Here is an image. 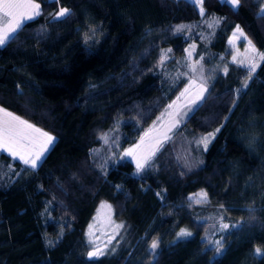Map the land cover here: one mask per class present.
Returning <instances> with one entry per match:
<instances>
[{"label":"trees","instance_id":"16d2710c","mask_svg":"<svg viewBox=\"0 0 264 264\" xmlns=\"http://www.w3.org/2000/svg\"><path fill=\"white\" fill-rule=\"evenodd\" d=\"M37 2L41 15L0 47V106L56 139L36 168L0 150V264H264V60L249 78L229 44L239 26L264 52V0H204V15L191 0ZM192 42L208 90L137 173L124 151L185 84ZM201 191L205 204L189 200ZM102 204L122 227L90 258ZM206 211L230 225L220 254Z\"/></svg>","mask_w":264,"mask_h":264},{"label":"snow or ice","instance_id":"6c2138e0","mask_svg":"<svg viewBox=\"0 0 264 264\" xmlns=\"http://www.w3.org/2000/svg\"><path fill=\"white\" fill-rule=\"evenodd\" d=\"M53 3H58V0H52ZM241 0H223V3L231 6L233 9L239 7ZM192 3L200 6V14L204 15V0H192ZM41 4L37 0H0V47L5 46L7 43L14 41L16 34L23 27V23L27 20H32L37 16L41 15ZM69 15V10L67 8H60L58 12L54 14L56 20L65 18ZM220 21L218 19L213 20L209 27L218 25ZM184 26H179L176 30L182 31ZM241 37L247 39L244 36L243 31L237 26V29L232 34V38L229 40V44L235 45L236 41ZM249 46H251V41H248ZM195 48V45L192 46ZM171 51V50H169ZM188 51V57L192 56V51ZM248 51V49H246ZM254 51V49H253ZM260 60H264V54H258ZM203 58H201L202 60ZM233 62H237V57L233 56ZM163 63V59L161 61ZM239 64L247 68L249 78L251 74L255 72L257 64L254 62V58H249L246 63L244 60H240ZM199 65V67H198ZM191 76L189 78L188 87L181 92L180 96L177 97V100H180L184 97L192 88L197 89L195 97L191 100V103H195L196 100L202 99L204 93L207 89V82L203 77V66L200 64V61H197L196 64L189 65ZM228 69L225 67L224 72L227 73ZM199 72L200 78L199 82L196 80V74ZM245 87L247 84L245 83ZM175 107V102L168 105V109H173ZM191 109H189L190 111ZM167 111V110H166ZM171 117V123L168 127L157 132L153 135V129H150L148 132H145L144 136L140 138V142L134 145L132 148L126 149L124 151V156L132 157L136 162V171L137 173L145 172L148 168L151 167L152 161L156 157L157 153L163 148L165 142L171 140L170 132L178 126L183 115L179 111L173 113H167ZM162 117L158 118L161 120ZM217 132L219 129L216 130ZM215 133H209L206 136L201 137L198 143L203 144L204 148L207 149L208 144L211 142V139L214 138ZM147 138V139H146ZM54 137L49 133L44 132L43 130L36 128L34 125L29 122L22 120L20 117L14 115L13 113L7 111L6 109L0 107V150L8 151L14 158L18 157L23 161L25 165H30L32 168L37 167V162L42 158L45 152L48 151V146L52 145L54 142ZM101 139L105 143H108V136L104 134ZM198 199L196 203H204L208 199V194L206 192H200L196 194ZM193 197H189V200H192ZM106 205H102L104 207ZM110 208V205H107ZM223 220V218H221ZM122 227V225H117V228ZM230 225L227 223L220 224V230L225 231L229 229ZM233 227H242L233 226ZM92 225L89 226L91 233ZM181 237H190L192 233L187 229H181L178 233ZM215 251L220 254L223 247L222 240L218 239L214 242ZM159 241L153 240L151 242V249L153 252L158 248ZM257 255H261V249L257 247L255 249ZM104 255V252L98 248H95L93 251L88 253L90 258L98 257Z\"/></svg>","mask_w":264,"mask_h":264},{"label":"rangeland","instance_id":"374dc122","mask_svg":"<svg viewBox=\"0 0 264 264\" xmlns=\"http://www.w3.org/2000/svg\"><path fill=\"white\" fill-rule=\"evenodd\" d=\"M196 8L198 9V12L200 14V6L196 5ZM236 29H237V27H235V29H233V31L230 33L229 40L232 38V34H233V32L236 31ZM98 35H99V33H98L97 29H90L85 34L83 40H84V42L87 45H92V44H94V42H96L98 40ZM244 36L247 39H244V37H241L239 40L236 41L235 45H231L230 44L232 46V48H233L232 58H233V56L237 57V62H235L237 64H239L240 60H244L247 63L249 58H254V62L257 64V67H258L259 63L261 62L258 54H264V52L261 51V50L256 49L252 43H251V46H249L248 41H250V40L245 35V33H244ZM193 45H195V43L192 42L186 48V51H185V54H186L185 59L186 60L183 63L185 68L183 70H181V74L184 77H186V82L183 85V87L178 91V93L176 94L175 98H173L172 101L168 103V105H169V104H173V102H175V107L173 109H168V105H167L165 111L159 116V118L162 117V119L161 120H157L148 129H146L143 132V134L141 135V137L144 136L145 132H148L150 129H153V133H152L153 135L157 134V132H159V131L165 130L168 127V125L171 123V119H172L167 114L168 112L175 113V112L179 111L181 114L187 113L186 115L182 116V118L186 117L193 110V108L198 104V102L200 101V99H199V100H196V102L194 104L191 103V100L195 97L196 92H197V89H195V88L190 89V91L184 97H182L180 100H177V97L180 96L181 92H183L184 89L186 87H188L189 78L192 75L191 72H190V69H189V65L197 63V61L193 59V55H194V51H195V48H192ZM246 49H248V51H246ZM253 49H254V51H253ZM187 50H191L192 51V56L190 58L188 57V51ZM232 61H233V59H232ZM242 67H244V66H242ZM244 68L247 70L246 67H244ZM195 78H196L197 82H199V78H200L199 72L196 74ZM0 107H2V106H0ZM189 109H191V110L189 111ZM7 111H9V110H7ZM9 112H11V111H9ZM11 113H13V112H11ZM13 114L18 116V117H20L22 120H25V121L29 122L30 124L34 125L36 128H39V129L43 130L44 132L49 133L51 136H53L56 139V136L53 133L42 129L38 125H36V124H34V123L22 118L21 116L15 114V113H13ZM140 138L138 139V141L136 143H134L132 146L128 147L127 149L132 148L134 145L138 144L140 142ZM55 139H54V141H55ZM51 146L52 145L48 146V150H49V148ZM2 151H5V150H2ZM5 152H7L10 156H12L8 151H5ZM46 153L47 152H45V154ZM45 154L37 162V165L41 162V160L43 159ZM124 157L127 160H129L136 168V162H135V160L132 159V157H126V156H124ZM15 159L20 160L18 157H15ZM20 161L23 163L22 160H20ZM26 166L32 168L30 165H26ZM198 198L199 197H197L195 195L194 198H193L194 202ZM196 204H205V202L204 203H196ZM102 205H105V204H102ZM199 218L202 219V220H205V221L206 220L209 221V224H210L211 228H209L210 231H209L208 236H209V238H210L212 243L215 240H218L219 238H221L220 234L223 231L220 230V224L222 222L223 223H227L224 220H221V218H222L221 214H218V213H216L214 211H206V214L201 216V217H199ZM90 225H92V228H91V233H90V229L88 228V236H89V239L93 243V249L91 251H93L95 248H98V249H100L102 251V247L104 246V243H106L111 238V236H113L115 234V232L117 230V227H116L115 223L113 222V220L111 218L110 209L107 206L100 207L99 210L97 211V213L95 214V216L93 217ZM218 235H219V237H218Z\"/></svg>","mask_w":264,"mask_h":264}]
</instances>
